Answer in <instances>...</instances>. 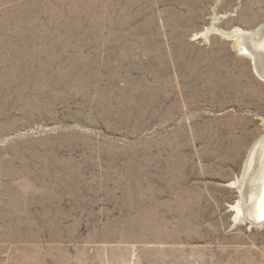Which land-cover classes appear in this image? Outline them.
I'll return each instance as SVG.
<instances>
[{"label":"rangeland","instance_id":"374dc122","mask_svg":"<svg viewBox=\"0 0 264 264\" xmlns=\"http://www.w3.org/2000/svg\"><path fill=\"white\" fill-rule=\"evenodd\" d=\"M212 22L264 0H0V264H264V82Z\"/></svg>","mask_w":264,"mask_h":264},{"label":"bare ground","instance_id":"6f19581e","mask_svg":"<svg viewBox=\"0 0 264 264\" xmlns=\"http://www.w3.org/2000/svg\"><path fill=\"white\" fill-rule=\"evenodd\" d=\"M213 25L214 22L202 33L203 38L207 40L211 33L217 32L228 39L235 40L234 48H237L240 53L251 59L256 77L264 82V25L254 32H244L236 29L230 33L218 31ZM246 157L245 167L243 168L246 169L245 177H241L233 185L239 190L244 205L243 208L248 217L253 216L254 219H259L264 216V136L253 144Z\"/></svg>","mask_w":264,"mask_h":264},{"label":"water","instance_id":"95a60500","mask_svg":"<svg viewBox=\"0 0 264 264\" xmlns=\"http://www.w3.org/2000/svg\"><path fill=\"white\" fill-rule=\"evenodd\" d=\"M243 170L244 171H243V174H242V178H244L245 177V174H246V169H243ZM241 200H242V198H241ZM243 207H241V208H242L243 217H244L245 221H249V222H251L252 225H255V226H261L263 224V222H264V216H262L259 219H254L253 216L252 217H248V215L245 213V209Z\"/></svg>","mask_w":264,"mask_h":264}]
</instances>
